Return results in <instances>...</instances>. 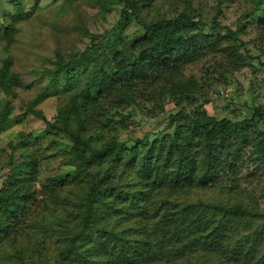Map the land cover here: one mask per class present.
<instances>
[{"label":"trees","instance_id":"1","mask_svg":"<svg viewBox=\"0 0 264 264\" xmlns=\"http://www.w3.org/2000/svg\"><path fill=\"white\" fill-rule=\"evenodd\" d=\"M215 1L208 16L202 4L145 19L154 0H89L92 8L119 5L115 28L98 37L80 19L88 42L56 47L41 89L15 105L22 80L7 49L38 3L10 0L0 16V138L38 119L50 146L68 138L62 156L73 172L40 182L36 136L5 134L0 264H264V104L240 118L237 108L216 118L204 106L231 72L253 62L264 69V0H232L230 20L220 6L229 0ZM130 16L139 22L133 36ZM215 55H223L217 76L185 73ZM84 72L85 89L76 90ZM51 96L49 117L39 104ZM167 102L176 110L167 111L165 133L118 136Z\"/></svg>","mask_w":264,"mask_h":264},{"label":"rangeland","instance_id":"2","mask_svg":"<svg viewBox=\"0 0 264 264\" xmlns=\"http://www.w3.org/2000/svg\"><path fill=\"white\" fill-rule=\"evenodd\" d=\"M26 8H31L34 2H37L32 14L26 20H19L16 24L19 27L13 41L8 46V52L12 56L11 69L17 71L22 82L15 88V93L11 96L15 105L22 104L23 101L31 99L41 89L43 80L40 79V72L49 63L48 57L53 56L56 47L78 46L88 42L86 36L82 38V24L80 19L86 23L91 33L98 37L105 35L108 31L115 28L119 19V5H109L99 8H92L89 0H23ZM10 0H0V16L3 10H9ZM203 4V15L205 11L217 5L215 0H154L151 7L146 8L140 14L143 18H151L160 14L177 13L183 8L198 9ZM234 2L229 0L227 6L220 5L226 10L228 19L235 16ZM103 10L100 12V10ZM196 11V10H195ZM227 20V19H226ZM130 24L125 32L134 35L139 22L134 16H130ZM4 43L0 42V60L5 55L2 47ZM223 62L222 56H209L200 62L190 65L186 68L187 75L194 74L197 78H202L208 70L209 75H218L223 71L220 65ZM253 62L250 66L231 72L228 75V85H216L210 88V102L206 103L205 109L208 114L216 118L233 117L231 109H235L238 118L252 114V107L258 104H264V69H261ZM213 72V73H212ZM256 72V73H255ZM211 77V76H210ZM75 89L83 91L88 82L87 74L80 73L75 78ZM7 96L0 91V101ZM57 98L51 96L39 104L47 116L55 113ZM165 112L157 117H145L138 114L132 119L128 126V131H121L118 134L120 138L132 137L140 138L148 133L159 134L163 131L167 121V113L175 111V104L167 102ZM168 111V112H167ZM19 112L18 109L15 113ZM9 130L32 131V136H36V143H39L38 159L40 163L39 181L45 182L48 177L57 174H71L73 169L67 165L63 159L62 152L68 148L69 140L66 136H58L53 139V146H50L51 135L43 131L41 121L31 117L19 123H14L10 129L1 134L0 144L5 146V134ZM165 131V130H164ZM163 131V132H164ZM162 132V133H163ZM167 132V131H166ZM165 133V132H164ZM34 141V140H33ZM264 185V182H263Z\"/></svg>","mask_w":264,"mask_h":264}]
</instances>
